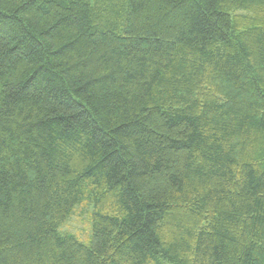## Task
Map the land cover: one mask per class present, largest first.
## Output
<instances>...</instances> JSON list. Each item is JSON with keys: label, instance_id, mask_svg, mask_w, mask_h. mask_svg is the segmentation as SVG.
I'll use <instances>...</instances> for the list:
<instances>
[{"label": "trees", "instance_id": "trees-1", "mask_svg": "<svg viewBox=\"0 0 264 264\" xmlns=\"http://www.w3.org/2000/svg\"><path fill=\"white\" fill-rule=\"evenodd\" d=\"M232 9L264 0H0V264H264V24Z\"/></svg>", "mask_w": 264, "mask_h": 264}, {"label": "rangeland", "instance_id": "rangeland-1", "mask_svg": "<svg viewBox=\"0 0 264 264\" xmlns=\"http://www.w3.org/2000/svg\"><path fill=\"white\" fill-rule=\"evenodd\" d=\"M231 15L235 23V29L240 32L248 28L259 27L264 24V10L250 9L237 10L232 9ZM93 205H83L75 209L73 215L69 218L66 224L62 227L61 233H70L84 243H88L92 237L91 214Z\"/></svg>", "mask_w": 264, "mask_h": 264}]
</instances>
